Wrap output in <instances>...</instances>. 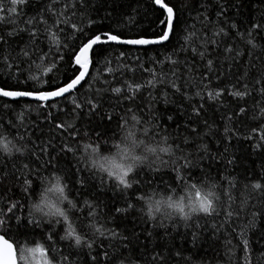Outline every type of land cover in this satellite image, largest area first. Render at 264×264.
<instances>
[{"label": "snow or ice", "instance_id": "6c2138e0", "mask_svg": "<svg viewBox=\"0 0 264 264\" xmlns=\"http://www.w3.org/2000/svg\"><path fill=\"white\" fill-rule=\"evenodd\" d=\"M244 8L0 0V264H264V0Z\"/></svg>", "mask_w": 264, "mask_h": 264}, {"label": "trees", "instance_id": "16d2710c", "mask_svg": "<svg viewBox=\"0 0 264 264\" xmlns=\"http://www.w3.org/2000/svg\"><path fill=\"white\" fill-rule=\"evenodd\" d=\"M245 2V8H244V15L246 16H252L255 13L254 5L258 3V0H244ZM218 245H213V247H216ZM203 252V249H201ZM209 256H212V252L209 251ZM210 264H215L214 261H211Z\"/></svg>", "mask_w": 264, "mask_h": 264}]
</instances>
